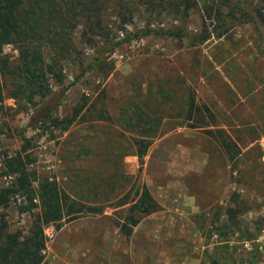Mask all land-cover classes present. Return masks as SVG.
Listing matches in <instances>:
<instances>
[{"label": "rangeland", "instance_id": "374dc122", "mask_svg": "<svg viewBox=\"0 0 264 264\" xmlns=\"http://www.w3.org/2000/svg\"><path fill=\"white\" fill-rule=\"evenodd\" d=\"M196 1L186 19L145 3L109 5L100 33L81 21L73 35L77 63L64 62V82L51 78L45 100L37 98L35 106L5 100L0 189L9 185L3 156L27 147L36 160L29 167L35 186L48 178L86 206L103 209L66 221L59 230L47 227V264H264V0ZM218 8L230 22L221 39L191 47L188 40L155 33L210 32ZM3 53L18 61L16 47L7 45ZM44 55L51 59L50 48L44 47ZM162 92L171 98L153 103L162 128L140 170L135 135L122 116L140 98L155 102ZM191 98L211 109L216 120L205 122L214 126L195 128L209 123L187 120ZM84 103L65 132L44 121L46 115L62 120ZM210 129L225 130L239 145L242 155L235 163L207 134ZM143 185L162 209L127 238L120 225L129 205L119 207V201L135 200ZM236 197L244 211L234 232L227 210ZM27 203L17 196L6 210L12 232L26 234L40 211L21 213Z\"/></svg>", "mask_w": 264, "mask_h": 264}, {"label": "trees", "instance_id": "16d2710c", "mask_svg": "<svg viewBox=\"0 0 264 264\" xmlns=\"http://www.w3.org/2000/svg\"><path fill=\"white\" fill-rule=\"evenodd\" d=\"M145 3L156 10L157 7L169 11L172 14L190 17L191 11L196 7V0H162V3L154 5L157 0H0V110L4 107L7 98L14 99L16 103H25L35 106L37 98L45 100L52 92L50 79L57 83L64 82V62L77 63L78 49L73 35L86 20V28L96 33L103 29V18L108 12L109 5H116L122 9L123 3ZM233 14V13H232ZM217 24L210 32L201 34H188L184 28H174L170 31H159L157 34L166 38L179 41L188 40L191 47H197L209 41L212 37L221 39L230 28L229 20H224L221 8L217 9ZM232 18L233 15L230 14ZM262 21V20H261ZM149 31L146 34H153ZM7 45L16 47L19 58L13 62L3 53ZM44 47L50 48L52 57L48 61L44 55ZM158 94L155 102H136L134 108L123 117V125L131 131L135 137V155L140 163V170L144 165L149 148L162 128V117L158 116V108L154 105L168 101L169 94ZM156 98V97H155ZM154 103V105H153ZM85 103L80 108H75L72 115L61 119H52L46 115L45 122L61 131H67L82 115L86 109ZM26 109V107H24ZM90 109V107H89ZM126 112V109L124 110ZM187 120L202 123L194 125L195 128L214 126L215 114L205 104H197L191 98L187 107ZM48 118V119H47ZM51 118V119H50ZM207 134L217 140L229 160L235 163L242 155V150L236 141L225 131L219 129L207 130ZM35 158L28 153L27 147L15 154L3 156V176L13 178L10 185L0 189V264H47L45 251L47 236L45 229L54 225L60 229L66 221H73L83 214L101 213L100 206H86L79 200L71 197L62 190L55 181L48 178L40 180L38 185L35 172L29 167L35 163ZM25 197L28 202L20 208L21 213L31 212L33 207H40V211L34 214V220L28 232H12L6 210L17 197ZM235 205L227 210L231 220V228L235 231L241 229L237 218L241 204L237 197ZM39 201V204L36 201ZM129 205L128 215L120 225L121 233L129 238L140 222L159 211L161 206L153 197L146 185H143L135 200L129 201L128 196L119 201V207ZM253 233L248 232V238ZM212 264H221L212 259ZM231 264V263H224ZM232 264H244L234 261ZM247 264H254L251 261Z\"/></svg>", "mask_w": 264, "mask_h": 264}, {"label": "built area", "instance_id": "2783aa9c", "mask_svg": "<svg viewBox=\"0 0 264 264\" xmlns=\"http://www.w3.org/2000/svg\"><path fill=\"white\" fill-rule=\"evenodd\" d=\"M6 177H8L7 179H8V181H9V185L11 184V182H12V180H13V178L11 177V176H6Z\"/></svg>", "mask_w": 264, "mask_h": 264}, {"label": "water", "instance_id": "95a60500", "mask_svg": "<svg viewBox=\"0 0 264 264\" xmlns=\"http://www.w3.org/2000/svg\"><path fill=\"white\" fill-rule=\"evenodd\" d=\"M262 22L264 23V17H262Z\"/></svg>", "mask_w": 264, "mask_h": 264}]
</instances>
